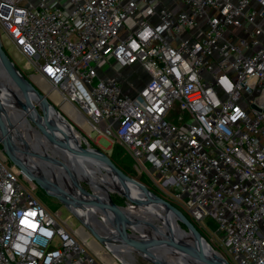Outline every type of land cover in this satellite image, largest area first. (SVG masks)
<instances>
[{"label":"built area","instance_id":"built-area-1","mask_svg":"<svg viewBox=\"0 0 264 264\" xmlns=\"http://www.w3.org/2000/svg\"><path fill=\"white\" fill-rule=\"evenodd\" d=\"M262 23L264 0H0L30 78L157 171L193 223L212 218L230 264H264ZM124 68L149 79L123 89L106 73L127 82ZM7 159L0 148V264H111Z\"/></svg>","mask_w":264,"mask_h":264},{"label":"water","instance_id":"water-1","mask_svg":"<svg viewBox=\"0 0 264 264\" xmlns=\"http://www.w3.org/2000/svg\"><path fill=\"white\" fill-rule=\"evenodd\" d=\"M6 79L10 81L9 84L16 91H23L22 97L28 99L31 106L39 103L38 105L43 111V115H53L54 124L52 123L50 131H47L46 135H48V138L56 148L67 151L74 160L80 159L88 161L86 163L89 166L91 164H99V162L102 163L109 173L113 174L116 179L122 182L126 189L128 205H118L113 198L111 201L116 207H129L132 212L126 216H122L121 214L114 216V223H117L119 227L122 226V223H134L136 227H139V232L144 230L150 232V235L147 236L148 238L143 236L139 240H131L126 237L117 236L123 245L142 253L145 258H148L156 264H159V261L166 264H175L173 263L175 258H177L178 261L176 263L178 264L182 261L184 264H230L221 252L215 249L199 232L192 220L177 206L153 192L141 181L127 174L99 148L91 147L89 143L86 146H81L77 142H70L66 138L59 136L64 133L63 131H76L82 136L83 134L62 113V110L49 98L47 93L32 78L26 76L21 71L3 47L0 39V80L6 81ZM5 93L0 85V96L5 97L7 94ZM16 100L18 101V105L24 107L25 104H23L21 98L17 97ZM1 106L0 103V112L2 113L3 109ZM3 125V118L0 116V142L6 154L20 168L22 174L46 189V185L59 186L56 182L44 180L40 176L35 175L22 162L13 157L12 152L15 146H13L8 136L5 135ZM83 138L85 137L83 136ZM74 190L76 193L70 194V197L80 205L93 207L100 205L95 197L88 196L80 186H75ZM54 195L59 197L67 206L71 208L76 207L74 201L67 200L61 193ZM171 220L177 221L180 230L172 231L170 228H166ZM158 247L160 250H157Z\"/></svg>","mask_w":264,"mask_h":264},{"label":"bare ground","instance_id":"bare-ground-1","mask_svg":"<svg viewBox=\"0 0 264 264\" xmlns=\"http://www.w3.org/2000/svg\"><path fill=\"white\" fill-rule=\"evenodd\" d=\"M9 83L10 81H8L7 79L6 81L0 80L2 89L7 93H5V97L0 96V103L3 109L2 113L0 112V116L3 118V128L5 130V135L8 136V138L13 143V146H15L12 152L13 157L22 162L35 175L40 176L42 179L57 182V184H59V186L57 187L46 185L47 190L53 194L61 193L67 200L69 199L71 201L74 200L70 197V194L76 193L74 187H81V185L77 183L73 175L71 179H67L65 181L63 180V175H71V169L73 168L78 171L82 170L86 178L88 179L93 193L87 192L83 189V187L81 188L88 196L95 197L99 201L100 205H97L96 207L83 206L74 201L76 207H72V209L82 217L85 222V226L91 229L92 233L96 234L99 238L100 241L92 240L90 242L91 246L95 248L97 253H99L98 251L102 249V246L108 247H104L106 249V252L103 254V256L111 264H117L115 260L116 258L121 259L125 264H136L135 254L138 253L142 255V253L136 252L134 249L123 245L118 240L117 236L126 237L131 240H139L141 237L133 235L127 230V228H131L136 231L139 230V227H136L134 223H122V226L119 227L117 223H114V216L119 214H121L122 216H126L132 211H130L131 209H129V207H116L112 203V201L107 200L103 193V191H106L107 193H119L127 197L126 189L123 186L122 182L119 179H116V177L113 174L109 173L106 169H103L102 167L105 168V166H103L102 163L99 162V164H91L89 166L88 163H86L88 161L80 159L74 160L67 151L56 148V146L53 145L51 141H49L48 135H46V132L50 131V126H52V123L54 124L53 115H46V118L49 122L48 123L45 118L40 115L38 110H36L35 106L39 103H36L35 106H31V103L28 101V99L22 97L23 91H16V89H14ZM39 83L44 90L52 91L51 95L54 97L55 101L59 102L60 100H62L59 94L56 91L52 90L49 84L43 83L41 81H39ZM17 97L22 99L23 104H25V108L17 104ZM65 103L66 109H69L71 111L74 110V106L71 103ZM21 108L26 109V116H29L31 120L34 121L35 124H37V126L42 129L44 134L36 133L35 130L31 128L30 123L24 120L25 114ZM44 109L46 110L45 107ZM75 117H77L78 122L87 123V119L80 113H77ZM86 127L89 131L91 130L88 124H86ZM28 132H30V135L27 134ZM63 132L64 133L60 134L59 136L66 138L70 142H77L78 144L83 146L80 141L83 136L80 133L76 131ZM41 143H44V146ZM38 145L43 146L45 148V152H40V155L37 158L29 156L27 152L33 150ZM51 149L54 150V155L52 156L51 154L49 155V153H47ZM48 158H53V162L48 161ZM53 164L55 165L53 166ZM99 165H102V167H100ZM86 219L89 220L90 224L86 222ZM94 228L97 232L93 230ZM166 228H170V230L172 231L180 230V227L175 220H171ZM85 230L80 228L79 232L81 234H84L85 239H87L88 236L91 235V233L90 231L86 232ZM162 230H164V228H162ZM145 238L148 237L146 236ZM158 249L160 250L159 247L157 248V250ZM177 261V258H175V261L173 263L178 264L176 263ZM159 264L166 263L159 261ZM179 264H184V262L182 261Z\"/></svg>","mask_w":264,"mask_h":264},{"label":"rangeland","instance_id":"rangeland-1","mask_svg":"<svg viewBox=\"0 0 264 264\" xmlns=\"http://www.w3.org/2000/svg\"><path fill=\"white\" fill-rule=\"evenodd\" d=\"M135 20L136 19L133 17H130L128 20H126L125 28H124L125 30L123 31V34L126 35L128 30L132 29L134 27ZM262 25L264 26V23H262ZM182 35L183 36L186 35L185 29L182 31ZM0 37H1V40L3 43V47L5 48L7 53L10 55V57L14 60V62L17 64V66L21 69V71L24 72V74L28 77H30L32 74H35L36 72L33 69L25 67L26 58L17 50V48L15 47L13 42L5 34L4 31H0ZM110 71H112V70L109 69L106 74L111 73ZM122 74L126 75V77L128 78L127 82H124L122 78L119 80L123 89H130L131 87L136 89L142 85V80L149 79L148 74L145 73V71H143V70H139L138 72H132L131 73L130 69L124 68V69H122ZM44 91L47 93L49 98L52 101H54L57 104V106L62 110V113L83 134V136L85 138L82 137L80 139L82 145L86 146V144L89 143V145L91 147L99 148L101 151H103L105 154H107L114 162L116 161L120 165V167H123L124 169H126L127 174H129L130 176L134 177L135 179L141 181L149 189H151L153 192L159 194L160 196L164 197L165 199L170 201L172 204L177 206L176 203L173 202L172 199L168 196L167 189L162 184L163 178L159 175V173L157 171L152 170L150 168L149 164H146V168H147V171L151 173L153 178H151V176L136 163V161L132 158V156L130 155V153L128 152V150L126 148H124L121 145L117 146L116 144H112V142L108 138H106L105 136H101L98 132H93L90 134L89 130L86 127L87 123H85V122L80 123V122H78L77 117H75V115L77 113H79L78 111H74V110L71 111L69 109H66V103L63 100H60L59 102L55 101L54 97L51 95V93H52L51 90H48V91L44 90ZM35 107H36V110H38V112L40 113V115L43 118H45V120L48 122V119L46 118L45 115H43V111L41 110L40 106L36 105ZM21 109L25 114L24 120H26L28 123H30L31 128H33L36 133L44 134L42 129L39 128L37 126V124H35V122L31 120V118L29 116H26V109H24V108H21ZM176 111L179 112V110H176ZM83 115H84V112H83ZM183 115H185V113H183ZM27 134L30 135V132H28ZM49 141H50V139H49ZM41 144H43V146H44V143H41ZM43 146L38 145L33 150H30L33 152L28 151L27 154H29V156L37 158L40 155V152L41 153L45 152V148ZM0 148L3 152H5L1 142H0ZM47 153H49V155L51 154V156H52V155H54V150L51 149ZM5 154H6V152H5ZM52 160H53V158H48V161L51 162ZM6 164L9 167H14L17 172L21 173L20 168L14 163V161L9 156H8L7 161H6ZM54 165L55 164H53V166ZM64 165H66V164H64ZM99 166L102 167V165H99ZM102 168L106 169L104 167H102ZM72 175L75 178V180L77 181V183L79 185H81V187H83L84 190H86L89 193H93V190H92L91 186L89 185L88 179L86 178V176L82 170L78 171L74 168L71 169V175L70 174L69 175L64 174L63 180L65 181L67 179H71ZM20 177H21V180L31 189V191L34 192V194L42 201V203L47 207V209L52 214L56 215V217L60 221L66 219L68 216H70L69 223L72 225L73 229H77L82 225L85 227V229H86L85 231H87V232L90 231L92 236L89 235L88 236L89 238L94 237L93 240L100 241L99 238L97 237V235L92 233L91 229L89 230V228H87L85 226V222L83 220H80L79 218H77L72 213V208L67 206L59 197L50 193L46 188L42 187L41 185H39L35 181L29 180L22 173H21ZM103 193H104L105 197L107 198V200H109V201H111L112 198L114 199V197H116L117 195H118L117 198L119 196H121L124 199V203L118 204L115 201V199H114V201L118 205H121V206H127L128 205V198L119 194V193H107L106 191H103ZM181 210L185 214H187L186 210L182 209V207H181ZM59 211L61 212L60 214H58ZM86 222L88 224H90L89 220H87V219H86ZM194 224L196 225L199 232L207 239V241L215 249L220 250L217 246V243L214 241L215 236H216L215 235L216 222L212 218H206L202 222V224L204 226L197 224V223H194ZM93 230H95V228ZM127 230L129 231V233H131L133 235H137L138 237H143V236L146 237V236L150 235V232L147 230H144L141 232H139V230L135 231L131 228H127ZM104 247L102 246V249L98 251L99 253H102V256L106 252L105 248H108V247H105V248ZM118 262H119V264H124V262H122V261H118ZM135 263L136 264H156L153 261L149 260L148 258H145L143 255L138 254V253L135 254Z\"/></svg>","mask_w":264,"mask_h":264},{"label":"trees","instance_id":"trees-1","mask_svg":"<svg viewBox=\"0 0 264 264\" xmlns=\"http://www.w3.org/2000/svg\"><path fill=\"white\" fill-rule=\"evenodd\" d=\"M116 145L119 146V144H116ZM115 163H116L118 166H120L116 161H115ZM121 168H123V167H121ZM123 170H125V172H127L126 169L123 168ZM117 196H118V195H117ZM117 196L114 197L115 201H116L118 204H122V203H124V199H123V197L119 196V197L117 198ZM186 215H187V214H186ZM187 216H188V215H187ZM181 225H182L183 227H185L184 224L181 223Z\"/></svg>","mask_w":264,"mask_h":264},{"label":"crops","instance_id":"crops-1","mask_svg":"<svg viewBox=\"0 0 264 264\" xmlns=\"http://www.w3.org/2000/svg\"><path fill=\"white\" fill-rule=\"evenodd\" d=\"M109 75H111V76H113V77L117 78L118 80H120V79H121V75H119V74H118V73H116V72H112V71H111V73H110ZM126 90H128V89H126Z\"/></svg>","mask_w":264,"mask_h":264}]
</instances>
